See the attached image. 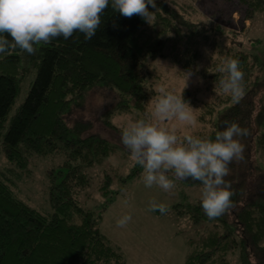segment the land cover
Here are the masks:
<instances>
[{
	"label": "trees",
	"instance_id": "1",
	"mask_svg": "<svg viewBox=\"0 0 264 264\" xmlns=\"http://www.w3.org/2000/svg\"><path fill=\"white\" fill-rule=\"evenodd\" d=\"M220 2L223 10L215 11L209 23H191L181 16L178 22L168 4L158 0L155 9L149 8L148 22L136 15L122 17L109 7L90 41L74 33L67 41L36 45L32 55L20 50L0 55V152L21 172L29 169L34 157L63 158L47 172L51 214L18 199L7 174L0 172V264L127 263L100 226L121 189L114 187L116 182L125 186L143 170L138 165L126 176L108 170L98 188L106 202L98 211L84 207L79 196L91 184L90 171L109 169L112 156L121 150L92 133L94 120L83 113L89 93L107 85L121 98L98 117L106 128L121 135L112 119L123 113L138 112L137 119H147L149 102L157 94L148 59H171L184 70L201 66L197 73L214 98L206 102L190 93L184 97L201 109L198 122L207 125L193 135L214 139L225 121L249 133L240 138L244 159L233 161L224 178L233 192L232 208L210 220L200 200L173 206L177 216L207 233L198 243L191 242L196 248L185 264H264V34L241 39L229 30L238 25L245 30L248 21L249 33L256 23L264 25V0ZM227 58L238 60L244 73V94L238 101L215 88L223 75L217 67ZM30 79L27 95L15 109ZM181 182L201 188L199 182Z\"/></svg>",
	"mask_w": 264,
	"mask_h": 264
},
{
	"label": "clouds",
	"instance_id": "2",
	"mask_svg": "<svg viewBox=\"0 0 264 264\" xmlns=\"http://www.w3.org/2000/svg\"><path fill=\"white\" fill-rule=\"evenodd\" d=\"M109 7L122 17L136 15L148 22L152 16L149 8H156V0H0V55L10 50L32 55L36 45L59 38L67 41L74 33L83 34L84 40L90 41ZM217 72L223 75L215 88L238 101L244 94V73L239 61L227 58ZM183 73L187 86L195 72L189 69ZM158 91L148 119L129 121L121 131L120 142L131 161L143 170L146 188L155 185L165 192L174 189L169 173L179 181L199 182L201 209L208 219L218 218L233 207L231 185L224 178L233 161L244 159L245 146L240 138L249 134L248 129L225 121L214 139L187 133L181 137L178 128L197 126L196 110L182 95L162 86ZM170 121L171 128L159 126L160 122ZM149 209L160 214L167 211L165 204L156 202H150ZM131 220L132 216L125 214L116 223L123 228Z\"/></svg>",
	"mask_w": 264,
	"mask_h": 264
},
{
	"label": "rangeland",
	"instance_id": "3",
	"mask_svg": "<svg viewBox=\"0 0 264 264\" xmlns=\"http://www.w3.org/2000/svg\"><path fill=\"white\" fill-rule=\"evenodd\" d=\"M158 1H164L168 4L169 10L176 15L178 22H182L180 16L182 19L190 20L191 23L213 22L214 17H216L215 11L223 10L221 0ZM233 18L238 22L240 16L235 13ZM250 24L251 22L248 21L245 30H242L239 25L235 28L230 27L229 30L236 31L241 39H247L246 35L248 34L253 38L264 34L262 31L264 30V25L262 23H256L249 33ZM146 63L152 73L151 82H153V86L157 91L155 97L149 102L145 115L147 119L152 104L159 95L158 90L161 86L177 95H182L183 98L188 96V93H190L191 97L196 95L206 102L214 98L211 91H205V81L195 71L197 68L200 70L201 66L193 67L195 74L187 82L186 86L183 72L187 70H184L178 62L171 59H148ZM30 82L31 79L24 84L15 109L19 108L24 101ZM120 98V93L110 86L96 87L89 93L87 107L83 113L85 117L94 120L92 133L108 139L121 150L112 156L109 162L111 164L109 169L107 166H102L90 171L91 184L79 196V200L84 207L97 211L106 202V199L101 196L98 190L102 185L104 173L110 170L113 175L126 176L132 168L138 166L131 161L127 150L121 144V135L106 128L105 125L98 121V117L106 110L114 107ZM190 106L196 110L195 115L198 120L201 109L191 104ZM138 115H140L138 112L123 113L115 116L112 121L123 129L129 121L136 120ZM172 123L171 121L160 122L159 126L171 128ZM206 126L198 122L194 129L178 128V135L181 137L185 133L193 135V133L203 127L206 128ZM261 157L263 158V156ZM62 161V156L34 157L29 169L26 172H21L0 152V172L7 174L10 179V188L18 199L42 214H51L53 210L50 202L47 172L58 166ZM10 170H16L15 174L12 175ZM169 178L173 179L175 183V188L169 192H165L155 185L152 188H146L143 184L142 176L128 182L125 186L123 184L120 186L116 182L114 187L121 189L115 197V202L105 211L100 229L109 242L124 255L126 264H185L188 254L196 248V246L191 245V242L196 244L202 237L207 235L204 227L194 226L187 217L177 216L173 210V206L178 203L188 204L200 200L201 188L188 187L172 177L171 173H169ZM150 202L163 203L168 211L164 214H160L158 211H151L149 209ZM125 214H130L132 220L126 227H118L117 220Z\"/></svg>",
	"mask_w": 264,
	"mask_h": 264
}]
</instances>
